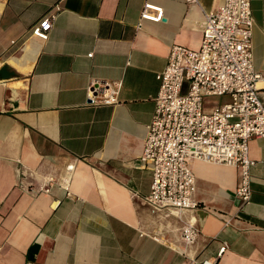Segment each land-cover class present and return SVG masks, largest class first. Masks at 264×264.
I'll return each mask as SVG.
<instances>
[{
    "label": "crops",
    "instance_id": "crops-1",
    "mask_svg": "<svg viewBox=\"0 0 264 264\" xmlns=\"http://www.w3.org/2000/svg\"><path fill=\"white\" fill-rule=\"evenodd\" d=\"M147 2L164 8L162 21L141 19ZM223 2L0 0V264H192L225 242L217 264H264V137L249 143V202L236 194L240 168L197 159V208L146 200L153 168L140 157L157 74L174 45L200 47L206 13ZM252 9L264 72V0ZM46 14L56 18L44 40L31 27ZM93 79L120 81V102L87 105ZM188 223L198 229L190 244Z\"/></svg>",
    "mask_w": 264,
    "mask_h": 264
},
{
    "label": "built area",
    "instance_id": "built-area-1",
    "mask_svg": "<svg viewBox=\"0 0 264 264\" xmlns=\"http://www.w3.org/2000/svg\"><path fill=\"white\" fill-rule=\"evenodd\" d=\"M198 3V0H187ZM164 8L150 2L141 12L142 20L160 22ZM56 14H46L31 27V33L47 40ZM255 19L252 0H224L205 15L199 48L174 45L160 82L156 108L140 161L151 163L153 182L147 202L159 210L194 209L196 176L190 159L236 166L241 183L236 194L244 202L252 195L250 140L264 137V103L259 95L264 72L254 65ZM120 81L93 79L87 89V105H117ZM229 95L231 100L212 109L207 97ZM49 190V188L47 189ZM198 236L194 224L184 226L186 244ZM228 249L223 243L217 256L192 264H217Z\"/></svg>",
    "mask_w": 264,
    "mask_h": 264
},
{
    "label": "rangeland",
    "instance_id": "rangeland-1",
    "mask_svg": "<svg viewBox=\"0 0 264 264\" xmlns=\"http://www.w3.org/2000/svg\"><path fill=\"white\" fill-rule=\"evenodd\" d=\"M227 98V97H226ZM212 99L214 100H223V99H221V97H212Z\"/></svg>",
    "mask_w": 264,
    "mask_h": 264
}]
</instances>
